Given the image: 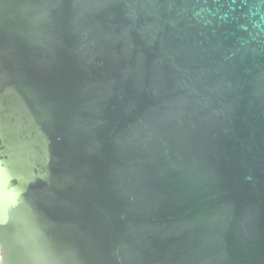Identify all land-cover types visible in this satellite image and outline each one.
<instances>
[{
	"label": "water",
	"instance_id": "water-1",
	"mask_svg": "<svg viewBox=\"0 0 264 264\" xmlns=\"http://www.w3.org/2000/svg\"><path fill=\"white\" fill-rule=\"evenodd\" d=\"M0 264H264V0H0Z\"/></svg>",
	"mask_w": 264,
	"mask_h": 264
}]
</instances>
